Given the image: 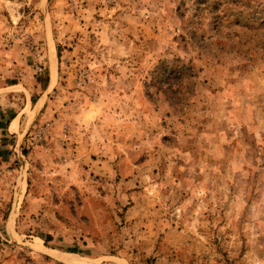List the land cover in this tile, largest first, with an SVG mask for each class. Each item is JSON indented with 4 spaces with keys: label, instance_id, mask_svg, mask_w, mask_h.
Returning <instances> with one entry per match:
<instances>
[{
    "label": "rangeland",
    "instance_id": "obj_1",
    "mask_svg": "<svg viewBox=\"0 0 264 264\" xmlns=\"http://www.w3.org/2000/svg\"><path fill=\"white\" fill-rule=\"evenodd\" d=\"M72 260L264 264V0H0V264Z\"/></svg>",
    "mask_w": 264,
    "mask_h": 264
},
{
    "label": "crops",
    "instance_id": "obj_2",
    "mask_svg": "<svg viewBox=\"0 0 264 264\" xmlns=\"http://www.w3.org/2000/svg\"><path fill=\"white\" fill-rule=\"evenodd\" d=\"M14 120V119H13ZM12 120V121H13ZM12 123V122H11ZM11 123H10V126H9V129L11 128ZM18 128H19V121H18V126H17V129L16 130H18ZM14 133H15V131H14ZM26 191V190H25Z\"/></svg>",
    "mask_w": 264,
    "mask_h": 264
},
{
    "label": "bare ground",
    "instance_id": "obj_3",
    "mask_svg": "<svg viewBox=\"0 0 264 264\" xmlns=\"http://www.w3.org/2000/svg\"><path fill=\"white\" fill-rule=\"evenodd\" d=\"M72 262L75 263V264H82L80 262H76L75 260L74 261L72 260Z\"/></svg>",
    "mask_w": 264,
    "mask_h": 264
},
{
    "label": "built area",
    "instance_id": "obj_4",
    "mask_svg": "<svg viewBox=\"0 0 264 264\" xmlns=\"http://www.w3.org/2000/svg\"><path fill=\"white\" fill-rule=\"evenodd\" d=\"M39 71H42V69L40 68Z\"/></svg>",
    "mask_w": 264,
    "mask_h": 264
}]
</instances>
